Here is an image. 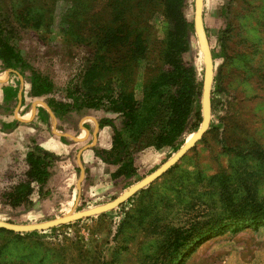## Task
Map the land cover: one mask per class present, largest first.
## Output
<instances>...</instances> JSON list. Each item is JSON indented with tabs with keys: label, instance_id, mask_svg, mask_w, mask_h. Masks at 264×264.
Returning a JSON list of instances; mask_svg holds the SVG:
<instances>
[{
	"label": "rangeland",
	"instance_id": "rangeland-1",
	"mask_svg": "<svg viewBox=\"0 0 264 264\" xmlns=\"http://www.w3.org/2000/svg\"><path fill=\"white\" fill-rule=\"evenodd\" d=\"M191 1L186 14L194 24L195 2L192 5ZM70 7L63 0H0V36L59 88L80 80L97 51L91 25L63 22ZM161 11V7L151 8L143 18H149L143 24L148 25L149 54L131 78L138 99L145 79L157 65L155 47L168 26ZM105 12L109 16L108 9ZM203 24L211 48L221 55L214 60V75L219 77L211 118L215 127L208 128L164 174L114 209L43 231L17 233L0 228V264H264V220L234 218L236 210L246 212L245 216L252 213L254 197L264 199V0H204ZM190 43L184 59L196 67L203 91L205 67L195 29ZM13 72H0L2 77L7 75L3 87L14 84ZM3 87L0 84L4 95ZM20 89L24 103L36 101L47 107L44 98L29 96L30 84L25 78ZM86 115L116 117L102 110L84 111L75 117L81 122ZM116 122L120 124V120ZM55 124L53 131L43 130L45 136L72 128L62 124L59 130ZM29 134V129L24 134L0 129V190L24 173L26 142L30 137L37 140ZM172 153L169 147L140 151L138 174L127 180L111 177L115 166L94 167L96 181L102 185H96L97 193L89 192L87 185L75 211L115 200ZM52 184L50 181L51 189ZM33 199L35 205L28 210H13L0 202V219L39 223L73 208L70 204L61 207L58 201L39 206L37 194Z\"/></svg>",
	"mask_w": 264,
	"mask_h": 264
},
{
	"label": "trees",
	"instance_id": "trees-1",
	"mask_svg": "<svg viewBox=\"0 0 264 264\" xmlns=\"http://www.w3.org/2000/svg\"><path fill=\"white\" fill-rule=\"evenodd\" d=\"M63 1L71 3L63 22L92 26L90 31L97 51L91 64L80 80L59 88L0 36V72L12 69L15 73L13 86L3 87L4 100L0 104V111L14 114L19 102L20 108L23 106L24 98L18 97L23 78L30 84L29 96L42 97L47 105L39 106L37 114L27 121H1L2 131L11 130L20 123L35 129L45 125L51 130L52 117L55 118L56 129L62 130V124L77 126L79 120L75 114L84 111L102 110L114 114L115 118L104 116L97 120L99 129L105 126L111 128V147L107 149L95 145L92 149L103 163L116 166L111 174L113 179H130L138 174L136 158L140 151L147 147L158 150L169 147L175 154L186 137L202 123V81L193 63L184 59V54L191 50L190 35L194 32L193 19L186 14L190 0ZM194 2L192 0L191 4L194 5ZM156 7H161L168 26L164 38L155 47L157 65L145 79L142 98L138 99L131 78L142 61L148 58L149 46L145 36L148 25L143 24L149 22V18L146 21L143 18L146 12ZM212 54L213 60L221 56L216 55L214 49ZM218 79L214 75L212 110L216 101L214 86ZM116 82L119 84L117 87ZM117 120H120V124H117ZM214 125L211 121L209 130ZM26 147L24 173L0 190V202L13 210H28L34 206V194L38 195L39 201L52 196L49 184L54 174L53 168L62 160L59 155L41 146L35 137L27 140ZM171 156L169 154L168 158ZM252 203L251 214L245 216L246 212L236 210L234 218H248L246 221L254 222L264 220V199L254 197ZM242 205H246V202ZM230 207L233 208V205ZM202 234L198 233L191 239Z\"/></svg>",
	"mask_w": 264,
	"mask_h": 264
},
{
	"label": "crops",
	"instance_id": "crops-1",
	"mask_svg": "<svg viewBox=\"0 0 264 264\" xmlns=\"http://www.w3.org/2000/svg\"><path fill=\"white\" fill-rule=\"evenodd\" d=\"M6 77V74L3 77L0 76V84L2 85V87L6 82H8V80H5ZM3 100L4 96L2 93V88H0V104L3 103ZM39 106H41V104L36 101L32 102L30 105L28 103H24L21 108L19 107L15 109L14 114H0V117H3V115H9L7 117H4L7 118L5 119L6 121H3L5 123H12L16 119L20 121H27L37 114V108ZM97 120V117L86 115L77 126L72 127L68 130V132L60 131L61 133H59L58 131V135H54L53 137H51V135L45 136L46 134L43 132L45 128L47 129L45 125H41L39 129H34L32 127H27L26 124L20 123L15 125V127L11 130L3 131L8 134H12L15 131L22 132L24 134V132H28L29 129V136L35 135L38 142L43 147L59 155L62 159L58 163V165L55 166L54 174L51 179V182L53 183L51 199L49 198L43 200L42 202L39 201L37 205L46 206L48 204H51V202L53 203L58 201L60 206L64 208L68 207L69 204L72 207L75 206L79 194L78 181L81 177V167L78 163L79 153L81 154V162L85 170V177L81 182V195L82 191H85L87 185V189L89 190V192L97 193L95 188H97L98 185H102V183L96 181L98 177L96 176V174H93L94 167L97 166L100 168L110 165L103 163L95 155L92 147L95 145H99L102 148L108 149L112 144L111 128L109 126H105L104 128L97 130ZM1 121L2 120L0 119V129H2ZM54 122L55 120L51 118L50 128L52 131ZM23 128H25L26 130H24ZM86 169L88 171L87 174ZM114 171L112 170L111 172L113 173ZM98 175H100V173H98ZM102 175L106 174H103L102 172ZM86 176H88V178H86Z\"/></svg>",
	"mask_w": 264,
	"mask_h": 264
},
{
	"label": "water",
	"instance_id": "water-1",
	"mask_svg": "<svg viewBox=\"0 0 264 264\" xmlns=\"http://www.w3.org/2000/svg\"><path fill=\"white\" fill-rule=\"evenodd\" d=\"M203 8H204V0H195V13H194V29L196 35L198 37L200 49L203 53L204 60V80H203V91H202V107H203V120L200 129L193 133L186 141L185 145L176 152L171 158H169L165 163H163L159 168H157L153 173L149 176L145 177L128 190H126L122 195H120L115 200L108 202L106 204L96 206L87 210L76 212L75 209L79 204L80 196H81V182L85 177V170L82 166L81 162V154H78V163L81 167V177L78 181V189L79 194L75 206L73 209L59 217L51 220H47L39 223H13L0 219V228L17 232V233H25V232H33V231H43L47 230L65 223H69L76 219H80L83 217H89L91 215L99 214L105 212L107 210L114 209L118 207L122 203H124L130 196L144 188L148 184L155 181L162 174H164L172 165L178 162L206 133L209 128L211 118H212V106H211V91L214 81V60L212 54V48L210 46V42L208 36L206 34L204 24H203ZM21 96V92H19V97ZM21 98V97H20ZM20 107V102L18 107ZM54 120L55 118L52 117ZM56 129V128H55ZM99 129V125L97 123V130ZM96 140V138H95ZM94 144V143H93ZM82 152V151H81Z\"/></svg>",
	"mask_w": 264,
	"mask_h": 264
},
{
	"label": "bare ground",
	"instance_id": "bare-ground-1",
	"mask_svg": "<svg viewBox=\"0 0 264 264\" xmlns=\"http://www.w3.org/2000/svg\"><path fill=\"white\" fill-rule=\"evenodd\" d=\"M195 244V243H194ZM182 256V255H181Z\"/></svg>",
	"mask_w": 264,
	"mask_h": 264
}]
</instances>
